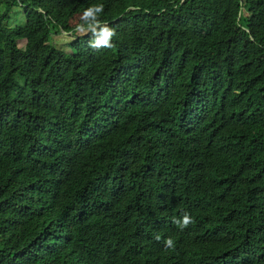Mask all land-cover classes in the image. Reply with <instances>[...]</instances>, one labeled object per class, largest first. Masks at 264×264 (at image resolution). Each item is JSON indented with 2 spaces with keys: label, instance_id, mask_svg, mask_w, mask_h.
I'll use <instances>...</instances> for the list:
<instances>
[{
  "label": "trees",
  "instance_id": "obj_1",
  "mask_svg": "<svg viewBox=\"0 0 264 264\" xmlns=\"http://www.w3.org/2000/svg\"><path fill=\"white\" fill-rule=\"evenodd\" d=\"M0 264H264V0H0Z\"/></svg>",
  "mask_w": 264,
  "mask_h": 264
},
{
  "label": "clouds",
  "instance_id": "obj_2",
  "mask_svg": "<svg viewBox=\"0 0 264 264\" xmlns=\"http://www.w3.org/2000/svg\"><path fill=\"white\" fill-rule=\"evenodd\" d=\"M104 5L94 3L89 5L82 12L79 22L75 25L74 33L80 35L90 34L88 47L93 50H100L113 47V38L116 36L115 29L102 20ZM172 223L179 229L184 230L194 223L192 215L185 211L179 217H173ZM156 239H160L159 236ZM166 249L174 248L175 242L172 237L164 240Z\"/></svg>",
  "mask_w": 264,
  "mask_h": 264
},
{
  "label": "rangeland",
  "instance_id": "obj_3",
  "mask_svg": "<svg viewBox=\"0 0 264 264\" xmlns=\"http://www.w3.org/2000/svg\"><path fill=\"white\" fill-rule=\"evenodd\" d=\"M25 21L26 19L23 10L20 7L14 8L11 13L10 25L11 26L24 25ZM73 38H74L73 36L66 34L62 31L61 33H54L51 37V42L60 49H63L64 51L71 53L73 51L71 47V41L73 40ZM19 46L24 48L25 40H20Z\"/></svg>",
  "mask_w": 264,
  "mask_h": 264
}]
</instances>
